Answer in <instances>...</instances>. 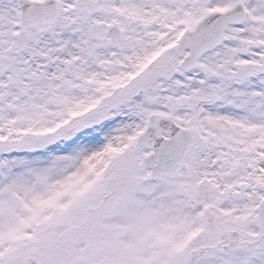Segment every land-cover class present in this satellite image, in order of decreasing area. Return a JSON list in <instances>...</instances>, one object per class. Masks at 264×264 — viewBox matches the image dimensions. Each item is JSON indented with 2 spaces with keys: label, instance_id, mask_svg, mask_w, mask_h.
<instances>
[{
  "label": "snow or ice",
  "instance_id": "6c2138e0",
  "mask_svg": "<svg viewBox=\"0 0 264 264\" xmlns=\"http://www.w3.org/2000/svg\"><path fill=\"white\" fill-rule=\"evenodd\" d=\"M0 264H264V0H0Z\"/></svg>",
  "mask_w": 264,
  "mask_h": 264
}]
</instances>
